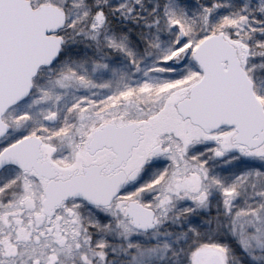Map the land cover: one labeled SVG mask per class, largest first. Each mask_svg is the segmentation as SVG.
<instances>
[{
  "label": "snow or ice",
  "instance_id": "snow-or-ice-1",
  "mask_svg": "<svg viewBox=\"0 0 264 264\" xmlns=\"http://www.w3.org/2000/svg\"><path fill=\"white\" fill-rule=\"evenodd\" d=\"M0 264H264V0H0Z\"/></svg>",
  "mask_w": 264,
  "mask_h": 264
}]
</instances>
